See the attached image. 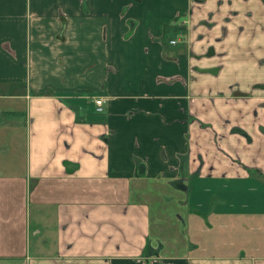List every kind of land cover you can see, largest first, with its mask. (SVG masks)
Masks as SVG:
<instances>
[{"label":"crops","instance_id":"obj_1","mask_svg":"<svg viewBox=\"0 0 264 264\" xmlns=\"http://www.w3.org/2000/svg\"><path fill=\"white\" fill-rule=\"evenodd\" d=\"M0 264H264V0H0Z\"/></svg>","mask_w":264,"mask_h":264},{"label":"rangeland","instance_id":"obj_2","mask_svg":"<svg viewBox=\"0 0 264 264\" xmlns=\"http://www.w3.org/2000/svg\"><path fill=\"white\" fill-rule=\"evenodd\" d=\"M161 192L158 199L153 197L149 200L152 217L149 240L152 246L159 249L161 254H221L226 251L221 238L229 235V240L234 239L235 235L231 234L237 226L228 225L219 229L216 225H205L204 231L207 232L201 226L194 230L189 224L188 205L184 207L180 203L184 195L173 185H165ZM210 236L212 241H209Z\"/></svg>","mask_w":264,"mask_h":264},{"label":"built area","instance_id":"obj_3","mask_svg":"<svg viewBox=\"0 0 264 264\" xmlns=\"http://www.w3.org/2000/svg\"><path fill=\"white\" fill-rule=\"evenodd\" d=\"M175 42H171V44H174ZM95 105H96V112L100 113L102 112V106H103V101L101 99H98L95 101Z\"/></svg>","mask_w":264,"mask_h":264}]
</instances>
